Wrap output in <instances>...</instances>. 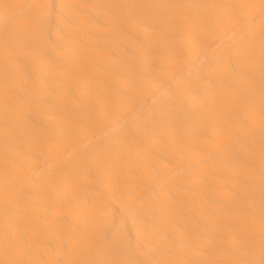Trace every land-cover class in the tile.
<instances>
[{
  "label": "bare ground",
  "instance_id": "1",
  "mask_svg": "<svg viewBox=\"0 0 264 264\" xmlns=\"http://www.w3.org/2000/svg\"><path fill=\"white\" fill-rule=\"evenodd\" d=\"M0 264H264V0H0Z\"/></svg>",
  "mask_w": 264,
  "mask_h": 264
}]
</instances>
